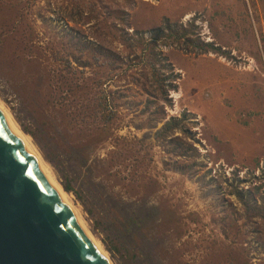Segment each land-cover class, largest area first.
I'll return each mask as SVG.
<instances>
[{
	"label": "rangeland",
	"instance_id": "rangeland-1",
	"mask_svg": "<svg viewBox=\"0 0 264 264\" xmlns=\"http://www.w3.org/2000/svg\"><path fill=\"white\" fill-rule=\"evenodd\" d=\"M66 60L118 98L116 137L85 165L69 114L94 97ZM0 102L63 188L21 123L60 154L112 264H264V0H0ZM172 119L183 131L158 139ZM140 208L180 221L134 235L124 220Z\"/></svg>",
	"mask_w": 264,
	"mask_h": 264
},
{
	"label": "water",
	"instance_id": "water-1",
	"mask_svg": "<svg viewBox=\"0 0 264 264\" xmlns=\"http://www.w3.org/2000/svg\"><path fill=\"white\" fill-rule=\"evenodd\" d=\"M0 264H108L1 114Z\"/></svg>",
	"mask_w": 264,
	"mask_h": 264
},
{
	"label": "trees",
	"instance_id": "trees-1",
	"mask_svg": "<svg viewBox=\"0 0 264 264\" xmlns=\"http://www.w3.org/2000/svg\"><path fill=\"white\" fill-rule=\"evenodd\" d=\"M163 22L164 27L162 29L169 31L170 36H174V34L177 33L176 24L170 23L168 19H164ZM203 47V54H207L209 52L216 53L219 50L218 48L213 47L211 44L203 45ZM66 64L69 69L73 70H70L73 75H75L76 72H79L81 73L82 78L89 82V84L84 85L81 87V89H85L89 96L91 95L94 97V100L92 101H90L91 99H88L89 102L86 104V110L79 114H69V116L71 115V122L79 129L75 134L76 141H78V143L75 144V146H72L71 154L73 155L75 161L85 165L88 162L90 155L94 153V150L96 151V149L100 148V146L116 137V129L114 124L118 118V98L115 97L111 90H108L105 82H102V80L96 78V74L93 72L87 73V70L85 69L86 66H84L83 70H76L72 61L66 60ZM153 70L154 73L158 71L156 66H153ZM66 77V75H61L57 78V80H64ZM54 78L55 77H53V82L56 81ZM83 82L85 83V81ZM174 83L175 80L172 82L169 81V76L168 78L160 79L157 85V87L160 89V94L159 97H154L157 99L155 101L160 100L164 104H169L170 100L168 98V92L171 90L177 91L178 87L177 84ZM65 87H67V92L69 93L70 85L65 84ZM50 88L53 89L54 92H59L61 89H64V86L56 81V84L50 85ZM150 103L154 104L156 102L150 101ZM181 122L182 120L175 121V119L167 122L164 128L156 133L157 138L165 139L177 130L183 131ZM84 125H86V128ZM21 126L24 132L30 135L40 147L44 158L55 168L60 179L62 180V185L65 191L68 193H73L78 198H80L79 194L71 184L72 180L69 179L68 173L66 172L65 168L62 167V160L59 158L60 154L57 152V150L49 147L47 144L41 145L39 142H37L38 137L35 132H33L29 127L24 126L22 123ZM141 144L144 146L143 143ZM126 206L129 205L126 204ZM177 219L180 221L175 211L172 210L155 209L154 211L148 212L140 208L139 211L128 210L127 219L124 221L128 229L133 228V234L138 235L139 233L147 234V232L152 231L153 229L160 228V226H162V224L165 222L175 223ZM104 243L111 253L119 251L117 248L109 246L106 240H104Z\"/></svg>",
	"mask_w": 264,
	"mask_h": 264
},
{
	"label": "bare ground",
	"instance_id": "bare-ground-1",
	"mask_svg": "<svg viewBox=\"0 0 264 264\" xmlns=\"http://www.w3.org/2000/svg\"><path fill=\"white\" fill-rule=\"evenodd\" d=\"M8 111L9 110H7L3 106V104L0 102V114L8 121V123H9L12 131L17 136V138L28 148V150L30 152V155L32 156V158L34 159V161L42 168V170L45 173V176L48 178V180L50 181V183L56 187V189L60 193V196L63 199L64 203L67 205V207L69 208V210L72 212L73 216L75 217V219L77 220V222L80 224V226L82 227V229L84 230V232L88 236V238H90L91 240H93V242L95 243L96 249L100 252V254L104 258V260L108 264H112V262L109 259L108 254L104 250L102 244L95 239V237L92 235V233L86 227V224L84 222V219L81 218V215L79 214L78 210L74 206L71 197L64 191V189L62 188V186L58 184V182L56 181L54 175L49 170V168H47L46 164L44 163V161L41 159L40 155L36 151L35 147L32 144V141L30 140V138L27 135H25L19 129V127L12 120V118L10 116V113Z\"/></svg>",
	"mask_w": 264,
	"mask_h": 264
}]
</instances>
